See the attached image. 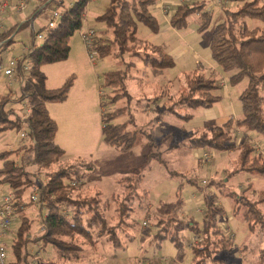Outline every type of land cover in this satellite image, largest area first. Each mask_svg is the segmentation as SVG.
<instances>
[{"label": "trees", "instance_id": "16d2710c", "mask_svg": "<svg viewBox=\"0 0 264 264\" xmlns=\"http://www.w3.org/2000/svg\"><path fill=\"white\" fill-rule=\"evenodd\" d=\"M157 1L110 0L105 12L96 18V22L104 25V34L107 36L105 39L98 37L95 41L98 59L110 56L123 65L122 70L105 73L100 82V89L120 91V98L115 99L116 105L122 99L132 102L133 98L127 90L130 81H136L135 84L142 86V82L147 81L149 76H162L163 72L173 65L172 57L162 47L152 45L137 36L138 24L158 33L157 20L150 12V8ZM218 1L223 20L211 33L210 56L222 70L232 72L229 78L232 84L246 80V88L239 95L241 117L222 126L196 129L185 137L189 147H206L217 152L229 151L235 148L234 131L241 130L243 133L257 134L263 142L261 145L264 146V0ZM90 2L91 0H75L69 6L62 7V15L56 21L55 27L41 29L44 31L43 41L33 45L18 61L15 74L18 92H10L0 97V134L7 130L20 132L24 129L25 137L29 139L28 144L21 145L15 151L0 153V186L6 185L12 190L22 192L32 189L37 191V208L44 210L41 220L43 230L37 240L43 244L42 248L45 245L52 246L55 253L52 263L56 262L53 264L81 260L83 254L80 244H87L96 252L102 237L114 248L125 246L127 240L134 239L132 234L137 232L135 221L130 216L140 208L141 202L146 201L147 195V191L140 188L141 177L138 174L123 178L122 181L130 182L131 193L115 210L116 216H124L126 219L121 223V233L127 239H121L114 230L116 227L108 228L106 224L105 207L100 202L101 193L97 190L93 193L83 190L86 187L85 177L92 170L91 163L79 159L63 160L64 152L56 143L57 125L48 114L47 104L62 103L67 99L74 76L68 77L59 88L49 89L41 68L68 59L70 38L81 29ZM231 5L235 8L232 9ZM192 13L198 16L199 30H204L212 17V12L205 10L204 1L179 4L170 16V25L175 29L183 28L186 17ZM248 22L260 25L250 27ZM17 26L19 25L14 27ZM8 33L9 31L2 37L8 36ZM11 43L12 39L6 42L4 47ZM183 83L184 89L168 98L158 119L162 115H171L188 120L191 118L189 111L198 108L210 109L220 100V95L217 94L220 89L218 80L204 67H198L185 74ZM13 94L17 96L13 97ZM108 97L100 95L101 109L108 105L115 106L114 97ZM9 102L21 104L23 115L17 116L11 108L6 109ZM131 106V103L124 107L115 106L101 115V141L119 153L129 152L136 145L138 133H142V130L130 129L135 125L134 116L129 112ZM125 116V121H117ZM148 145L158 147L152 140L148 141ZM21 151L30 153L28 163L35 165L38 172L48 170L54 164H58L60 168L48 173L44 182L36 181L35 174L9 158L11 154H19ZM232 173H249L264 178V155L257 150L255 144L246 143L239 148L234 169L227 175L232 176ZM74 182L76 186H71ZM16 198L19 199L20 196ZM262 203L264 191L257 195L256 201L245 203V209L237 208L238 213H242L250 222L251 229L256 226L264 229V216L258 208ZM204 204L201 229H198L197 223L189 226L194 234V241L189 244L192 253L191 264H234L227 259L231 254V238L216 220L221 208L212 197H206ZM121 206L125 208L121 209ZM17 215L22 223L13 238L12 248L18 258V264H22L18 248L22 234H25L29 227L23 211L19 210ZM180 229L178 220L169 215L157 221L153 238L158 241L168 239L176 247H181L183 240ZM150 234L145 231L141 238ZM78 238L81 241H77ZM24 263L26 264L25 259ZM258 263L264 264V249L259 251Z\"/></svg>", "mask_w": 264, "mask_h": 264}, {"label": "rangeland", "instance_id": "374dc122", "mask_svg": "<svg viewBox=\"0 0 264 264\" xmlns=\"http://www.w3.org/2000/svg\"><path fill=\"white\" fill-rule=\"evenodd\" d=\"M97 1L108 3V0ZM193 1L195 0H184L187 3ZM197 1H204L205 10L212 12L211 20L204 30H199V19L193 13L186 17L183 28H173L170 25V16L163 13L160 2H156L150 8V12L156 18L159 26L158 33L152 32L143 24H138L137 36L153 45L163 44L166 53L173 59V65L164 71V77L157 80L149 77L147 80L149 83L146 86L144 83L140 86L141 89H144L142 100L138 101L140 96L136 92L137 89L134 88L136 81H130L127 84V90L133 98L132 102L122 99L116 105L115 99L120 98V91L100 89V95H107L109 99L114 97L116 107H124L131 103L129 112L134 116L135 125L130 126V129L142 130V133H138L136 145L129 152L120 154L119 158L107 160L105 163H97L93 167L92 173L86 175V187L83 190L93 193L97 190L94 187L97 184V188L102 193L100 202L105 207L104 213L108 228H118L119 230L114 229L117 236L127 239L121 233L123 228L121 223L126 219L124 216H116L115 210L131 193L130 182L122 181L123 178L138 174L141 177V189L146 190L147 195L146 201L141 202L140 209L130 216L131 219H134L137 229V232L132 234L134 239L127 240L126 245L122 248H114L112 244L106 243L105 237H102L96 252L87 244H80L83 254L81 260L70 263L57 262V264H191L192 253L189 244L193 243L194 234L189 226L197 223L198 229H201L206 197H212L221 208L216 220L225 234L231 238V254L227 257L229 262L259 264V251L264 249V229L258 226L251 229L250 222L242 213H238L237 208L245 209V203L256 201L257 195L264 191V178L249 173L236 175L232 173L231 177L227 173L233 171L239 148L243 144L252 143L257 148L262 146L263 142L253 132L243 133L241 130H235V148L217 152L206 147H189L185 137L196 129L222 126L232 120V117L233 120L239 119L241 116L239 95L247 85L246 80L232 84L229 80L232 72L222 70L210 56L211 33L214 27L223 20L218 0ZM73 2L75 0H28L23 12L7 15L4 24L9 31L8 37L12 38V43L6 52L0 53L2 64L4 65L19 56L23 46L31 44L33 40L35 44H39L40 41L35 36L39 29L47 27L55 10L61 11L62 7H67ZM94 2L91 1L86 8L87 18L83 21V26L70 38L69 44L73 53L76 52V49H82L86 53L81 33L89 23L95 25L96 31L103 30V24L94 19L101 14ZM164 2L170 4L172 13L180 4L179 0H165ZM231 8L234 9L235 6L231 5ZM37 10L38 12L34 14V11ZM21 24L23 25L20 26ZM248 24L250 27L260 25L256 22H248ZM15 25L20 27H14ZM106 37L104 36L103 39ZM94 61L93 69L100 75V79L107 72L123 69V65L110 56L104 59L95 57ZM89 62L92 63L90 60ZM198 67L211 68L207 70L213 73L218 80L220 89L217 94L220 95V100L214 103L210 109H194L189 113L192 116L188 120L171 115H162L158 119L157 117L161 115L162 107L168 102V98L177 95L184 89L183 76ZM149 86L150 88H148ZM6 89L7 84L0 74V97H3ZM18 89V84L12 82L9 90L15 94ZM154 93H156L155 99H153ZM14 94L13 97H16L17 95ZM146 96L149 97L146 98ZM115 106L108 105L102 109V112L107 109L112 110ZM9 108L17 116L23 115L21 104L9 102L6 104V109ZM126 119L125 116L117 121L122 122ZM21 132L25 133V130L22 129L20 132L7 130L0 134V153L10 151V148L6 147L8 144L13 148V151L21 145L28 144L29 139L21 138ZM150 140L157 143L158 147L149 146L148 141ZM205 155L209 158L207 164L204 163ZM9 158L18 165H24L28 172L35 174L36 181L41 182L46 180L48 173H53L60 168L58 164H54L48 170L38 172L35 165L28 163L31 158L29 152L23 155L13 153ZM1 165L2 161L0 160V167ZM118 180H121L120 184L117 182ZM31 192L32 190L22 192L21 190H12L6 185L0 186V198L3 195L20 196L19 201L23 207L25 205L23 214L28 220L29 229L25 234H22L18 248V254L22 259L21 263L25 264V259L26 264H48V262L53 264L56 262L52 263L55 260L52 246L45 245L42 248L43 244L37 240L42 233L41 220L44 217V210H39L32 204L29 205ZM122 207L125 208V206H121V209H123ZM258 208L264 216V203L259 204ZM122 213L124 214V212ZM169 215L177 219L181 225L180 236L183 240L181 247H176L168 239L158 241L153 238L157 221L165 219ZM144 222L146 226L142 225ZM21 223L22 221L17 215L10 232L3 239L8 249V264H18V258L13 253L12 241L15 234L17 235ZM145 231L150 232V236L141 238V234ZM77 241H81V239Z\"/></svg>", "mask_w": 264, "mask_h": 264}, {"label": "crops", "instance_id": "0c3cea01", "mask_svg": "<svg viewBox=\"0 0 264 264\" xmlns=\"http://www.w3.org/2000/svg\"><path fill=\"white\" fill-rule=\"evenodd\" d=\"M91 1H95L94 4L97 9H100L101 11L100 15H102L105 12V10L108 8L110 0H108V3H105L103 1L99 2L97 0H91ZM164 1L165 0H158L157 2L162 3ZM37 12L38 10L34 11V14H36ZM99 16H96V18ZM85 18H87L86 11L84 14L83 21H85ZM96 18H94L95 21ZM89 27L94 28L95 25L89 23V25L86 26L82 31H84ZM94 29L96 31L97 28L95 27ZM104 32H105V28L103 25V30L101 32L96 31L97 37L103 38L105 36ZM156 46L162 47L166 52L165 46L163 44L160 45L157 44ZM72 50L73 49L71 47L68 59L66 61L56 64L45 65L41 68L43 74L46 77V86L49 89L59 88L66 81L68 77L72 75L74 76V83L68 94L67 99L62 103L47 104V110H48V114L56 122L57 125V132L55 139L58 146L64 152L63 160L65 161L78 160V159L83 160L85 162L91 163L93 170L94 169L93 167H95L97 163L100 162L105 163V161L107 160L109 161L113 158L114 159L119 158L121 156L120 154L123 153L117 152L113 148L106 146L101 141L100 119L102 115V109L99 105V101H100L99 82H101V79H100V75H98L97 72L93 69L95 64L89 62L86 56L87 54L83 52L82 49H76L75 53H73ZM205 69L208 72L207 69H211V68H205ZM149 77L154 80H157L158 78L164 77V72L162 76L159 77L149 76ZM149 77L147 78V80L149 79ZM14 83H16V81H14ZM143 83L144 86H146L149 82L148 81L142 82V85ZM134 85H135L134 88L137 89L136 92L140 96L138 101L142 100L143 99L142 97H144V93H143L144 89H141L140 86H138L135 83ZM148 88H150V86ZM10 92L12 91L9 90V88H7L3 95H7ZM153 95L155 96L156 93H154ZM149 96L152 97L151 95ZM149 96H146V98ZM190 112L191 111H189L188 113ZM231 119H233V117ZM6 147L10 148V151L8 152L13 151V148L10 146V144H8ZM19 154L23 155L25 153L21 151ZM91 171L88 174H91L92 173ZM121 180L120 181L118 180L117 182L120 184ZM94 187H96V189L101 193V190L97 188V184L94 185ZM140 188H141V184H140ZM20 210L21 211L25 210V205ZM100 244L101 243H99L98 246Z\"/></svg>", "mask_w": 264, "mask_h": 264}, {"label": "built area", "instance_id": "2783aa9c", "mask_svg": "<svg viewBox=\"0 0 264 264\" xmlns=\"http://www.w3.org/2000/svg\"><path fill=\"white\" fill-rule=\"evenodd\" d=\"M28 0H0V53L6 52L7 47H4V44L8 42L10 39L8 36L2 37L5 33H7V28L4 24V19L10 13H21L26 9ZM180 4L184 2V0H179ZM220 1H218V4ZM162 11L165 15L171 16L173 13L171 12V6L168 3L162 2L161 5ZM61 11L55 10L51 15L49 22L47 24V28L51 29L55 27L56 21L61 17ZM41 28V29H42ZM39 31L35 34L36 39L40 42L44 39V31ZM43 32V34H40ZM97 33L94 28L89 27L82 31L81 39L83 41L86 54L92 63L95 64L94 58L97 57V53L95 51V41L97 39ZM35 45L34 40L31 44L23 46L21 49V54L16 58L10 60L6 64H2L0 61V74H2L5 84H7V88H9L12 82L16 81V69L18 66V61L20 60L21 56L28 53L31 48ZM37 45V44H36ZM21 138H25V134L21 132ZM257 150L264 155V146L257 147ZM209 162V158L205 155L204 163L207 164ZM71 186H76V183H71ZM29 203L34 206L38 207V193L35 189H32V192L29 196ZM23 207V204L19 201L18 198L11 196V195H3L0 198V264H8V249L3 241L4 237L9 233L14 219L17 216V212ZM143 226H146V223H143ZM43 230V227H41Z\"/></svg>", "mask_w": 264, "mask_h": 264}]
</instances>
